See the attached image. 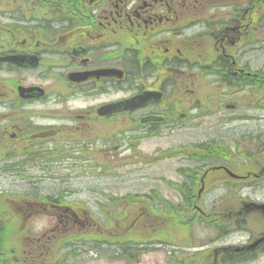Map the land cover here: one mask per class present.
I'll return each instance as SVG.
<instances>
[{
    "label": "flooded vegetation",
    "instance_id": "obj_1",
    "mask_svg": "<svg viewBox=\"0 0 264 264\" xmlns=\"http://www.w3.org/2000/svg\"><path fill=\"white\" fill-rule=\"evenodd\" d=\"M4 178L0 264H260L264 0H0Z\"/></svg>",
    "mask_w": 264,
    "mask_h": 264
},
{
    "label": "rangeland",
    "instance_id": "obj_2",
    "mask_svg": "<svg viewBox=\"0 0 264 264\" xmlns=\"http://www.w3.org/2000/svg\"><path fill=\"white\" fill-rule=\"evenodd\" d=\"M240 105L245 106V102L243 100H240ZM249 128L247 125H240L239 127L229 125L226 127H223L221 129L217 130H210V131H215L216 136H226V137H232L233 134L239 133L240 135L246 134L248 132ZM199 132V131H197ZM209 135H212V132H208ZM212 135V136H214ZM205 138V136H202ZM186 140L185 132L183 130L181 131H174L173 133L166 135L165 138L161 139H153L148 142V148L152 149L156 147L157 145H160L161 147H166L169 144H175V145H182ZM79 182H82L80 180ZM0 185L5 186L7 188L13 187V186H22V185H27L25 181L19 180V179H12V178H4L0 180ZM41 185V184H39ZM260 264H264V260L260 262Z\"/></svg>",
    "mask_w": 264,
    "mask_h": 264
}]
</instances>
